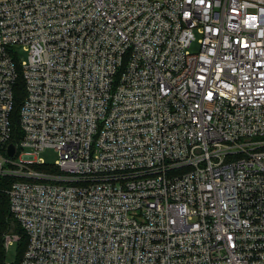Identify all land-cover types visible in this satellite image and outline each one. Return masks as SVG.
<instances>
[{"label": "built area", "instance_id": "obj_1", "mask_svg": "<svg viewBox=\"0 0 264 264\" xmlns=\"http://www.w3.org/2000/svg\"><path fill=\"white\" fill-rule=\"evenodd\" d=\"M0 177L20 264H264V0H0Z\"/></svg>", "mask_w": 264, "mask_h": 264}, {"label": "trees", "instance_id": "obj_2", "mask_svg": "<svg viewBox=\"0 0 264 264\" xmlns=\"http://www.w3.org/2000/svg\"><path fill=\"white\" fill-rule=\"evenodd\" d=\"M15 106L12 114L13 119V142L21 137L22 131L19 124V109L25 96L24 82L20 77L14 87ZM15 178L12 177H0V264H20L23 254L28 244V238L26 233L11 211L9 196L5 191L6 186ZM8 234H17L20 238L18 240L20 244V251L16 263H11L7 257V245L6 236Z\"/></svg>", "mask_w": 264, "mask_h": 264}, {"label": "rangeland", "instance_id": "obj_3", "mask_svg": "<svg viewBox=\"0 0 264 264\" xmlns=\"http://www.w3.org/2000/svg\"><path fill=\"white\" fill-rule=\"evenodd\" d=\"M200 38V35L197 33V39ZM200 48V44L198 40L194 41L191 47L189 48L190 51L196 52ZM18 57L23 61L27 59L28 53L23 49L21 45L16 46ZM40 158L44 159L47 164L54 165L58 158L59 153L54 147H45L43 150L40 151L39 155ZM20 251V244L18 240H13L7 246V257L11 263H16L18 259Z\"/></svg>", "mask_w": 264, "mask_h": 264}, {"label": "water", "instance_id": "obj_4", "mask_svg": "<svg viewBox=\"0 0 264 264\" xmlns=\"http://www.w3.org/2000/svg\"><path fill=\"white\" fill-rule=\"evenodd\" d=\"M15 152H16V147H15V144L12 143L9 145V152L8 153L10 156H13L15 154Z\"/></svg>", "mask_w": 264, "mask_h": 264}]
</instances>
